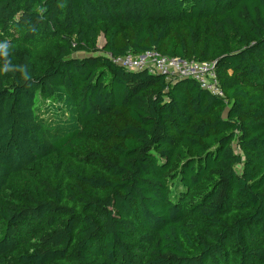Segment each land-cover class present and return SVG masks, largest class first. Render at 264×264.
<instances>
[{
    "label": "trees",
    "instance_id": "1",
    "mask_svg": "<svg viewBox=\"0 0 264 264\" xmlns=\"http://www.w3.org/2000/svg\"><path fill=\"white\" fill-rule=\"evenodd\" d=\"M146 52L224 97L110 58ZM0 230V264H264V0H0Z\"/></svg>",
    "mask_w": 264,
    "mask_h": 264
},
{
    "label": "built area",
    "instance_id": "2",
    "mask_svg": "<svg viewBox=\"0 0 264 264\" xmlns=\"http://www.w3.org/2000/svg\"><path fill=\"white\" fill-rule=\"evenodd\" d=\"M110 58L116 65L131 72L155 73L166 77L167 80L190 78L200 88L221 98L224 97L215 63L190 62L179 58H168L158 52L129 54L119 58Z\"/></svg>",
    "mask_w": 264,
    "mask_h": 264
},
{
    "label": "rangeland",
    "instance_id": "3",
    "mask_svg": "<svg viewBox=\"0 0 264 264\" xmlns=\"http://www.w3.org/2000/svg\"><path fill=\"white\" fill-rule=\"evenodd\" d=\"M104 44L103 39L99 40V48L101 49ZM48 230L45 222H32L27 221L18 227V239L19 247L27 249L28 247L34 246L37 239ZM1 232V230H0Z\"/></svg>",
    "mask_w": 264,
    "mask_h": 264
}]
</instances>
